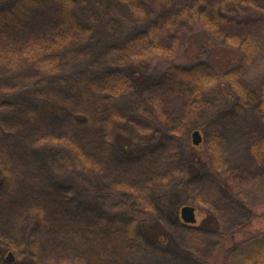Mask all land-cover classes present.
<instances>
[{"label": "rangeland", "instance_id": "obj_1", "mask_svg": "<svg viewBox=\"0 0 264 264\" xmlns=\"http://www.w3.org/2000/svg\"><path fill=\"white\" fill-rule=\"evenodd\" d=\"M110 1L123 14L137 17H147L165 3V0ZM77 3L83 14L81 23L87 22L88 29L78 32L71 46L68 44L62 50L61 70H69L71 78L57 86L47 83L40 93L50 90L68 98V90L71 91L68 81L78 84L100 74L111 79L93 90L98 92L93 99L97 103L83 102L86 100H80L75 94L77 100L70 97L72 104L87 106L86 111L91 113L85 114L92 119L93 126L83 125L82 130L75 134V127H67L69 123L60 113L53 121L44 118L41 122L46 124L45 128L75 134L74 141L78 140L83 145L99 143L100 140L93 141L92 133L100 130L107 134L108 141L111 138L104 154L97 152L99 160L82 156L75 147L77 142L74 145L67 143L73 148L65 144L67 138H62L63 142H55L63 148L57 156L61 162L68 166L75 164L77 170L98 176L96 181L103 192L100 203L105 221L96 219L93 201H89L85 211H78L77 217L72 212L67 213L68 217L66 212H62V217L50 206V202L57 200H45L48 198L46 191L42 192L38 187L35 194L27 195L22 189L24 179H8L6 186L0 188V247L5 248L0 259L2 257L6 262L8 252H12L14 260L11 263L14 264H21L24 259L34 264H220L222 252L230 244L228 234L234 226L258 215L252 221V229L264 228V153L257 154L253 149L264 138V121L254 101L247 98L235 102L216 94L195 97L187 91L185 99L178 98L179 95L173 92L178 89L177 78L173 74L160 75L159 79L136 89L130 81L127 83L128 52L117 50L118 44L112 40H107L100 48L96 47L101 33V27L97 25L103 20L102 7H96L89 0H77ZM101 3L107 6L108 0ZM5 4L6 1L2 0L1 5ZM202 6L207 7V4ZM48 8L51 5L47 4ZM40 10L30 9L31 15H18V11H13L8 13L7 20L14 24L20 22L16 18L21 15V18L43 17L46 10L44 7ZM0 23L9 28L6 21L0 20ZM105 25L107 39L121 30V23L112 18ZM138 30L140 28L134 29L133 33ZM20 33L22 36L25 30ZM205 53L192 49L184 55L179 53L174 62L189 66L196 54L204 59ZM155 62L154 67H165L164 59ZM32 68L33 63L1 64L0 92L7 86L27 84L30 79L38 77ZM263 78L264 46L247 67L244 83L253 88ZM93 91L84 93L91 95ZM86 94L82 99H86ZM169 95L170 100L163 98ZM57 97L54 100L62 101L63 96ZM161 99L169 101L161 102L163 106L160 109L157 105L161 104ZM0 103V122L4 126L14 110H10L11 101L0 100ZM32 123L28 122V125ZM195 130L201 137V142L195 146L204 147L209 155V166L206 159L195 167L191 164L184 166L180 161L181 140L192 143ZM63 134L56 133V136ZM125 142L128 144L126 149L121 146ZM16 159L20 165L17 156ZM187 171L189 176L186 178ZM93 183L94 179L72 177L53 181L46 179L45 187L49 185L53 192L64 193L69 198L80 192L78 184L84 185L83 190L90 194L94 190ZM179 184L192 199L184 205L195 207L194 224L182 221L180 209L171 211V208H166V199L169 198L171 204L175 202L174 189ZM120 189L129 194H122ZM114 194L120 195V205L129 202L134 210L120 211L121 214L114 212L113 209L118 208ZM137 214L140 220L147 215L153 231L164 233L168 244L155 245L146 239L154 234L148 232L147 236L140 227L131 230L126 218ZM76 218L81 224H77Z\"/></svg>", "mask_w": 264, "mask_h": 264}, {"label": "trees", "instance_id": "obj_2", "mask_svg": "<svg viewBox=\"0 0 264 264\" xmlns=\"http://www.w3.org/2000/svg\"><path fill=\"white\" fill-rule=\"evenodd\" d=\"M1 1L0 20L6 21L9 28L0 23V63L9 65L33 63L32 69L36 70L33 72H37L39 76L30 79L27 84L7 86L6 90L0 92V100L11 101L10 110H14L4 126L0 122V188L6 186L8 179H24L22 189L27 195L35 194L34 190L39 187L42 192H47L48 198L45 200L49 202L53 199L57 200L55 203L50 202L51 204L47 201L55 212L59 214L66 212V217L72 212L73 216L77 217L78 211H85L90 204L89 201H93L96 219H103V205L100 203L103 192L96 181L98 176L77 170L75 164L68 166L61 162L57 156L63 148L60 145L57 146L55 142L60 140L63 142L62 138H67V141L64 140L65 144L73 148L69 144L71 142L74 145L78 141H74L75 134L82 130L83 125H90L92 119L86 115L91 113L86 111L87 106H76L70 100H77L75 94L79 95L77 97L80 100H86L83 102L97 103L93 99L98 92L93 90H97L98 85L111 78L100 74L78 84H70L71 82L68 81L71 89V91L68 90V98L62 94H54V91L50 90L40 93L48 85L47 83L57 86L71 78L69 70H61L62 50L68 44V47L71 46L78 32L88 29L85 25L87 22L81 23L83 14L78 8L77 0H4L6 4L3 6ZM89 1L98 8L102 7L103 20L97 25L101 27V33L99 40L95 43L96 47L100 48L107 40H112L118 44L117 50L128 52L130 61L127 63V83L130 81L136 89H141L146 82L150 83L159 79L160 75L166 77L173 74L178 83V89L173 92L176 96L179 95L178 98L185 99L186 91L195 97L216 94L235 102L251 98L264 121V78L253 88L244 83L247 67L255 61L264 46V0H165V3L159 5L147 17L125 15L117 10V5L110 0L107 6H102L101 2L105 0ZM47 4L51 5L50 9H46ZM203 4H207L210 10L202 6ZM43 7L46 10L43 17L21 18L22 15H29L30 9L40 10ZM13 11H18V15L22 14L18 19L16 18L18 15L14 16L16 21L20 20L19 23L10 24L11 21L7 20L8 13ZM111 18L121 23V30L107 39L104 34L105 23ZM138 28L140 30L133 33V30ZM24 30L25 33L21 36L20 32ZM127 33L129 34L126 35ZM192 49H196L198 53L206 52L204 59L196 54L189 66L174 62L179 53L184 55ZM159 59H164L165 67L153 66V62ZM86 91L93 92L87 95L84 93ZM84 94L86 99H82ZM171 95L163 98L170 100ZM57 96H63L62 101ZM54 97L60 100H54L56 99ZM161 100L160 103L169 101ZM162 106V103L157 105L160 109ZM58 113L62 114L66 123H69L67 127H75V134L52 127L45 128L46 124L41 122L42 119L48 118L53 121ZM28 122L33 123L30 126ZM48 132H50L49 137H45ZM56 133L64 134L62 137L56 136ZM92 138L93 141L100 140L99 143L88 146L77 142L78 146L75 147L89 160L91 158L99 160L97 152L104 154L110 145L111 138L108 141L107 134L102 133L101 130L93 132ZM127 145L125 142L121 146L126 149ZM29 146L32 149H29ZM8 147L10 149L14 147L17 153ZM253 149L257 154H263L264 138L256 143ZM14 154L19 158L20 165ZM179 158L184 166L191 164L195 167L204 159L208 166L210 162L204 147L200 149L183 139ZM16 161L17 163H14ZM188 176L187 171L185 177ZM71 177L72 179H94V190L90 194L88 191L86 193L83 190L85 186L78 184L80 192L67 198L64 193L53 192L49 185L45 187L46 179L53 181V179H71ZM120 191L122 194H129L125 190H123L125 193L121 189ZM174 194V203L171 204L169 198L165 201L166 208H171V211H178L182 205L192 200L182 184L174 189ZM114 197L118 202L116 204L118 208L113 209L114 212L134 210L129 202L120 205L122 201L119 194H114ZM255 216L258 215H253L249 220L237 224L230 230L228 234L230 244L224 248L220 264H264V228L252 229ZM126 221L131 230L140 227L143 234L147 236L148 232H151V235L154 234L150 238H144L152 240L155 245L168 244V238L164 233L153 231V225L147 215L142 220L138 219V214L129 216ZM37 222L38 227L40 224L39 221ZM76 222L81 224L79 219ZM4 251L5 248L0 247V253ZM0 260L1 264H14L3 261L2 257ZM21 264H34V262L24 259Z\"/></svg>", "mask_w": 264, "mask_h": 264}, {"label": "water", "instance_id": "obj_3", "mask_svg": "<svg viewBox=\"0 0 264 264\" xmlns=\"http://www.w3.org/2000/svg\"><path fill=\"white\" fill-rule=\"evenodd\" d=\"M192 137V143L194 145H199V143L201 142V137L198 130L193 131ZM180 217L186 224H194L196 222L195 207L191 205H183L180 208ZM6 260L8 262H12L14 260L12 252H8Z\"/></svg>", "mask_w": 264, "mask_h": 264}]
</instances>
